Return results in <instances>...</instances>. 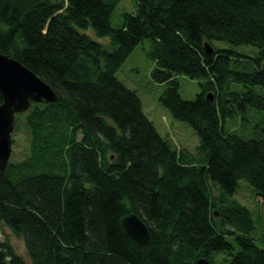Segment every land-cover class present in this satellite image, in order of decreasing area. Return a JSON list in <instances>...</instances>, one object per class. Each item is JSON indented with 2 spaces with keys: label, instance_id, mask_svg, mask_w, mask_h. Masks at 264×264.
<instances>
[{
  "label": "trees",
  "instance_id": "obj_1",
  "mask_svg": "<svg viewBox=\"0 0 264 264\" xmlns=\"http://www.w3.org/2000/svg\"><path fill=\"white\" fill-rule=\"evenodd\" d=\"M117 1L0 0V52L57 95L15 116L26 141L0 169V222L22 238L29 264H264L249 208L210 198L207 184L225 195L244 179L264 203V118L258 138L223 127L248 107L264 113V0H135V14L113 27ZM88 26L110 45L78 30ZM145 38L151 78L166 83L160 101L194 129L195 153L162 136L115 76ZM213 39L258 54H207ZM175 73L199 80L195 98L180 96ZM132 212L148 227L144 246L121 225ZM219 251L231 257L215 260ZM0 264H27L6 237Z\"/></svg>",
  "mask_w": 264,
  "mask_h": 264
},
{
  "label": "rangeland",
  "instance_id": "obj_2",
  "mask_svg": "<svg viewBox=\"0 0 264 264\" xmlns=\"http://www.w3.org/2000/svg\"><path fill=\"white\" fill-rule=\"evenodd\" d=\"M135 12V0H118L109 17L111 26L118 27L123 20L124 14H135ZM78 30L106 47L110 45L108 37L98 35L91 26L86 28L78 27ZM149 46L150 40L147 38L138 43L118 68L115 76L127 87L136 91L141 99L143 112L154 123L155 128L162 136L167 137L177 150L195 153L199 138L194 129L187 122L174 118L168 108L160 101V95L165 89L166 83L155 82L151 78V72L156 64L146 54ZM211 46L213 48H230L248 56H256L258 54V49L255 46L233 44L226 40L213 39L211 40ZM173 77L178 81V91L182 98L193 99L196 97L200 91L198 79L191 78L184 73H175ZM263 118L264 113L262 110L248 107L245 112L239 113L233 118H227L223 123V127L227 132L235 133L244 139L258 138L260 137V124ZM13 137L16 143L12 144V151L13 154L19 156L24 148L26 139H24L19 129H13L11 138ZM207 184L210 198H217V201L222 199L225 204H230L234 200L249 208L254 220V229L250 235L257 246L264 247V203L252 191L247 181L240 179L235 192L225 195H222L217 185H213L211 179H207ZM216 219H219V215L216 216ZM5 237L9 238L17 253L29 264L30 261L26 255L22 238L13 234L11 229L0 222V239ZM227 240L234 245V249L231 252H235L239 245L234 235H228ZM212 257L215 260H223L230 258L231 255L226 251H219L213 252Z\"/></svg>",
  "mask_w": 264,
  "mask_h": 264
},
{
  "label": "water",
  "instance_id": "obj_3",
  "mask_svg": "<svg viewBox=\"0 0 264 264\" xmlns=\"http://www.w3.org/2000/svg\"><path fill=\"white\" fill-rule=\"evenodd\" d=\"M204 52L211 54L214 48L204 42ZM261 71L264 74V60ZM0 169L3 170L12 151V132L16 114L25 112L32 102H51L56 100L55 91L36 73L17 59L0 52ZM211 99V93L206 95ZM121 225L126 235L144 246L149 240V230L144 221L135 213L121 218ZM194 264H210L206 257L196 259Z\"/></svg>",
  "mask_w": 264,
  "mask_h": 264
}]
</instances>
